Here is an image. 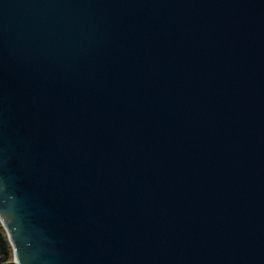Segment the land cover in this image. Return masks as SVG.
Wrapping results in <instances>:
<instances>
[{
  "label": "water",
  "instance_id": "obj_1",
  "mask_svg": "<svg viewBox=\"0 0 264 264\" xmlns=\"http://www.w3.org/2000/svg\"><path fill=\"white\" fill-rule=\"evenodd\" d=\"M0 222L15 264H264V0H0Z\"/></svg>",
  "mask_w": 264,
  "mask_h": 264
},
{
  "label": "trees",
  "instance_id": "obj_2",
  "mask_svg": "<svg viewBox=\"0 0 264 264\" xmlns=\"http://www.w3.org/2000/svg\"><path fill=\"white\" fill-rule=\"evenodd\" d=\"M13 260L12 247L0 222V264H15Z\"/></svg>",
  "mask_w": 264,
  "mask_h": 264
}]
</instances>
